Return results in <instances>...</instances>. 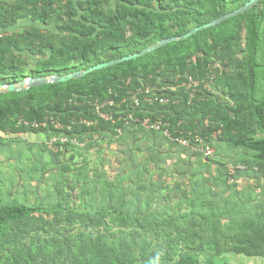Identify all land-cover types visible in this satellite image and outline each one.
<instances>
[{
  "label": "trees",
  "instance_id": "obj_1",
  "mask_svg": "<svg viewBox=\"0 0 264 264\" xmlns=\"http://www.w3.org/2000/svg\"><path fill=\"white\" fill-rule=\"evenodd\" d=\"M110 1L69 0L67 4L61 0L1 2L0 29L6 30L21 19L30 18L45 25L54 24L63 34L39 27L27 28L15 34L0 33V86L17 84L26 76H64L81 72L94 65L137 53L161 40L189 32L190 23L204 25L228 12L230 6L237 9L250 0H182V5H176L177 8L172 10V15L176 17L173 23L177 26L175 32H171L166 19L161 20L160 13L148 10L155 0H145L143 9L121 5L116 10L106 8ZM125 1L130 5L143 2ZM261 3L263 8L260 11L252 8L187 39L170 42L151 53L90 72L81 78L31 87L23 92L0 93V132L33 131L53 135L62 132L75 134L78 140H82L81 135L90 131H124L129 127L127 116L130 112L134 113L135 118L143 120L146 116H164L162 120L168 123L173 139H194L200 135L212 145L209 133L219 132L221 138L251 154L255 162L247 161L248 167L244 169L239 168L237 163L236 171L257 175L262 179L264 189V90L259 98L255 97L260 82L264 81V0ZM170 8L174 9L173 6ZM140 14L143 16L140 17ZM130 30L133 32L131 36L128 35ZM221 32H226V36L216 39ZM242 32H245V68L249 78H244L238 72L236 83L232 82L231 73H224L225 84L230 88L235 105L210 97L201 83L190 100V91L183 86L188 77L196 80L211 77L209 63L214 58L228 59L231 63L232 50L242 40ZM211 36L214 37L212 41L209 39ZM46 50H50L48 57ZM23 52L42 58L28 74H25L27 60ZM170 68L171 71H168ZM177 68L181 69V73L177 72ZM160 78L176 86L177 90L169 93L179 95L180 103L150 105L142 100L140 108L135 111L130 95L148 84H155ZM242 81L246 83L247 92L238 87ZM232 89H236V93ZM245 99L250 105H246ZM109 101L114 103L109 104ZM247 108L250 109L249 113H245ZM99 112L111 117L106 119ZM82 119L93 124L88 126L81 122ZM53 120L61 122L63 128L56 129ZM205 120H208L207 125ZM44 123L47 125L43 126ZM138 124L141 125L140 122ZM257 132L263 136L256 138ZM65 146L75 147L71 143ZM49 165L46 163L44 167ZM61 167L64 170L73 169L68 164ZM86 181L96 182V179H90L88 175ZM227 182L228 179H224L218 184L228 185ZM209 183L210 179L203 177L194 180L193 184L195 198L191 202V213L200 218L199 227L202 229L198 228L192 233L201 240L200 246H209L217 254L234 252L249 257L263 256L264 197L254 203V207L249 195L244 199H231L230 194L209 199L207 193L215 194ZM141 192L100 195L99 186L95 184L90 198L85 202L94 207L95 212L89 209L78 211L65 201L53 203L40 200L29 204L6 202L0 198V262L46 264V259L40 261L42 252L35 253L33 250L34 239L40 231L46 230L47 225L65 220L68 223L80 221L90 231L86 238L80 235L79 239L85 246H81L84 257L81 263L76 264H130L118 254L117 249L108 246L102 251L100 245L109 230L108 217L120 219L125 225H135L143 219L149 223L146 216L149 200L142 207L145 198ZM46 215H52V220L46 219ZM101 226L103 229H100ZM173 227L175 223L169 220L165 236L172 240L182 237L185 231L174 233ZM129 249L130 246L124 250ZM155 264L198 263L185 257L164 255L158 257Z\"/></svg>",
  "mask_w": 264,
  "mask_h": 264
},
{
  "label": "rangeland",
  "instance_id": "obj_2",
  "mask_svg": "<svg viewBox=\"0 0 264 264\" xmlns=\"http://www.w3.org/2000/svg\"><path fill=\"white\" fill-rule=\"evenodd\" d=\"M15 1L17 0H0V3ZM61 1L67 4L69 0ZM144 1L130 5V2L125 0H111L106 8L111 7L116 10L121 5H127L131 9H143L146 5ZM261 1L252 8L260 11L263 8ZM182 2V0H155L148 10L160 13L161 20L166 19L171 32H175L177 26L173 23L176 17L172 15V10L177 8L176 5H182ZM232 7L230 6L229 11L223 15L241 8L232 9ZM33 27L53 29L54 32L63 34L54 27V24L45 25L30 18L21 19L6 30L0 29V33L15 34ZM189 27L193 29L197 26L190 23ZM132 33L130 30L128 35L131 36ZM226 34L221 32L216 39ZM209 39L212 41L214 37L211 36ZM46 53L48 57L50 50H46ZM232 53L231 63L228 59L223 61L214 58L209 63L213 77L198 81L204 85L203 89L211 95L210 97L235 105L229 92L230 88L225 84L224 73H231L233 77L231 80L236 83L239 78L238 72H241L244 78H249L248 70L245 68L247 59L245 32H242V40L233 48ZM23 56L27 60L25 74L35 68L42 59L41 56L29 52H23ZM177 70L181 73L180 68ZM168 71H171V68ZM51 76L61 75L46 77ZM35 78L26 76L17 85L25 86L29 80ZM238 87L243 92H247L244 81ZM263 90L264 81L260 82L255 97L259 98ZM236 91L232 89V92L236 93ZM7 92L0 87V93ZM243 101L247 106L250 105L247 99ZM249 112L250 109L247 108L245 113ZM104 115L111 117L108 114ZM201 116L200 113L199 117ZM146 118L153 119L150 116ZM145 119L136 117L135 121L128 123V128L119 133L115 130L90 131L81 135L82 140H78L75 134L62 132L57 135L33 131L0 132V198L6 202L19 201L29 204L40 200L53 203L65 201L78 211L85 212L89 209L95 212L94 207L85 204L95 184L99 186L100 195L102 193L109 195L110 192H116L118 195L119 192L124 191L131 194L133 191L141 190L145 198L142 207H145L149 200V210L146 215L149 223L143 219L135 225H125L120 219L108 217L109 230L106 231L104 242L100 245L102 251L108 246L115 248L130 264H155L156 259L164 255L173 258L185 257L198 264H264V255L249 257L234 252L217 254L209 246L201 247V240L195 238L192 233L198 228L202 229L199 227L200 218L191 213V202L195 198L194 180L203 177L210 179L209 185L215 190V194L207 193L209 199H219L229 194L231 199H244L249 195L254 207V203L264 197L260 177L252 173L240 174L236 171L237 163L239 168L244 169L248 167L247 161L255 162L251 154L221 138L219 132L218 134L212 132L209 134L212 137L214 153L206 157L200 150L183 146L173 141L163 131L152 128L155 125L153 120L148 125L145 123L144 125ZM159 119L164 125L161 116ZM139 122L141 125L138 124ZM204 123L207 125L208 120ZM252 128L255 129V126ZM262 136L259 132L255 135L256 138ZM67 143L75 147L65 146ZM46 163L50 165L44 167ZM63 164H68L73 169L64 170L61 167ZM88 175L90 179H96V182L87 183ZM224 179H228V185L218 184ZM63 211L65 213V210ZM46 219L52 220V215H46ZM169 220L175 223L174 233L185 231L182 237L172 240L165 236ZM100 229H103V226ZM89 233V228L80 221L71 223L65 220L54 221L47 225L46 230L36 235L35 243L32 245L33 250L35 253L42 252L40 261L46 259V264L81 263L84 257L82 248L85 246L79 238L80 235L86 238ZM129 246V250H124ZM0 264L5 263L0 262Z\"/></svg>",
  "mask_w": 264,
  "mask_h": 264
},
{
  "label": "built area",
  "instance_id": "obj_3",
  "mask_svg": "<svg viewBox=\"0 0 264 264\" xmlns=\"http://www.w3.org/2000/svg\"><path fill=\"white\" fill-rule=\"evenodd\" d=\"M183 86H186L187 89L190 91V100H191L194 98L196 91L198 90L199 81L194 79L192 76H189L188 81L185 82ZM176 90H177L176 86L175 87L172 86V84L167 82L165 78H160L157 80L155 84H148L147 86L139 88L137 91L133 92L130 95L129 99L135 111H138V109L140 108L142 100H144L146 103H149L150 105H154L157 103L163 106L169 105L170 103L179 104L180 96L172 95L169 93L170 91H176ZM141 96H144V99H141ZM113 103H114L113 101H109V104H113ZM99 114L102 117L109 119V117H106L103 112H99ZM153 114L154 112H152V115ZM161 117L163 118L164 116H161ZM127 119H128V123L130 121H135L134 113L130 112L127 116ZM152 120L155 122L154 123L155 125L152 128H156L160 131H163L165 135L172 138L170 134V130L168 128V123L164 122V125H162L159 117L157 118V120H155V118L153 119L146 118L143 124L145 123L146 125H148V123L152 122ZM81 122L88 126L93 124V122H90L85 119H82ZM52 123L55 126V128L58 130L63 128V125L61 124V122L53 120ZM36 125L38 126V124ZM46 125L47 123L43 124V126H46ZM69 129L71 128L69 127ZM55 140L57 141L58 139H55ZM173 140H175L176 142H178L179 144L183 146L200 150L206 157H210L214 153V149L212 148L211 142L205 141V139H203L200 135H196L194 139L179 137Z\"/></svg>",
  "mask_w": 264,
  "mask_h": 264
},
{
  "label": "water",
  "instance_id": "obj_4",
  "mask_svg": "<svg viewBox=\"0 0 264 264\" xmlns=\"http://www.w3.org/2000/svg\"><path fill=\"white\" fill-rule=\"evenodd\" d=\"M260 1L261 0H250L243 7L239 8V9H237V10L231 12V13L223 15V16L219 17L218 19H215V20H213V21H211L209 23H206V24L201 25V26H197V27L191 29L189 32H187V33H185L183 35L174 36V37H171V38H167V39L161 40V41L153 44L152 46H150V47H148L146 49H143V50H141V51H139L137 53L130 54V55H125V56H123L121 58H118V59H115V60L103 62V63H100L98 65H94V66H92V67H90V68H88L86 70L81 71V72H74V73H70V74H67V75H64V76H51V77H41V78L31 79V80H29L26 83L25 86L17 85V84H11V85H2L0 87H3L8 92H18V91H26V90H28L31 87L41 86V85H44V84H55V83H59V82H66V81H69L71 79L81 78V77L87 75L90 72H93V71H96V70H99V69H103V68H106V67H111V66H114L116 64L122 63L124 61L133 60V59H136V58H138L140 56H143V55H146L148 53H151V52L155 51L156 49H159L162 46L167 45L170 42L187 39L190 36H192L193 34H196L197 32H199L201 30L216 26V25L220 24L221 22H223V21H225L227 19H230V18H232L234 16H237V15H239L241 13H244L245 11L249 10L250 8H252L253 6H255Z\"/></svg>",
  "mask_w": 264,
  "mask_h": 264
}]
</instances>
